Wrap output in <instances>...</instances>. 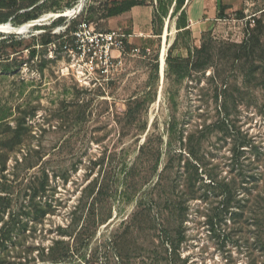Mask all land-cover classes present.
<instances>
[{
    "label": "rangeland",
    "instance_id": "1",
    "mask_svg": "<svg viewBox=\"0 0 264 264\" xmlns=\"http://www.w3.org/2000/svg\"><path fill=\"white\" fill-rule=\"evenodd\" d=\"M32 1L0 0V23L79 2ZM195 1L84 0L0 34V264H264L255 211L231 223L264 194V0H214L202 30ZM80 22L149 52L83 86L45 45Z\"/></svg>",
    "mask_w": 264,
    "mask_h": 264
},
{
    "label": "built area",
    "instance_id": "2",
    "mask_svg": "<svg viewBox=\"0 0 264 264\" xmlns=\"http://www.w3.org/2000/svg\"><path fill=\"white\" fill-rule=\"evenodd\" d=\"M134 37L140 35L98 30L94 25L80 22L68 34L52 39L46 47L51 56L61 51L69 59L65 71L71 72L79 84L101 86L111 79L114 71L122 68L125 56L149 52L148 48L134 46L131 41Z\"/></svg>",
    "mask_w": 264,
    "mask_h": 264
},
{
    "label": "trees",
    "instance_id": "3",
    "mask_svg": "<svg viewBox=\"0 0 264 264\" xmlns=\"http://www.w3.org/2000/svg\"><path fill=\"white\" fill-rule=\"evenodd\" d=\"M37 2V0H33L32 3H30V7H33V5ZM44 2H42L41 4L33 7L30 11H27L25 12V14H23V21L22 23H26L30 20H35L37 19L36 17L37 16H33L31 15L33 13V11H35L36 9H38V7H40ZM222 9H224V5H221V8H220V11H219V15L222 14ZM10 16V14H7L4 19L1 21V22H6L7 18ZM63 18L65 17H58L56 18V20H62ZM75 28V27H74ZM53 37H48V39L46 40V43L45 45H47L51 40H52ZM221 107L223 108V110H225V107H224V104L221 105ZM140 151L142 153L143 151V148L141 147L140 148ZM264 162V161H263ZM264 169V168H263ZM250 178V186L249 189H247V192H251V190L253 188H255V176L254 177H248ZM254 179V180H253ZM253 180V181H251ZM258 180V182L260 181L261 183V187L264 188V173H258V178L256 179ZM244 183V182H242ZM258 186V185H257ZM239 188L238 185H233V188L232 189H227V191H225L223 194H224V197L228 199H231L232 198V193L235 192V190ZM256 190V189H255ZM222 194V195H223ZM261 194H263V192H260V191H257L256 194H255V200L253 199V201L255 202V207L253 208V204H251V206L249 207L248 209V206L244 204V206H241L242 208H238V212H232L231 213V216H232V225H241V219L244 217V213L245 212H249L250 214H252L254 211H255V225L256 227L255 228H260L264 230V196H260ZM248 195H250V193H248ZM264 195V194H263ZM226 200V203L228 202ZM250 200L246 201L247 204L249 203ZM225 206V204H222ZM223 206V208H224ZM249 210V211H248ZM251 210V211H250ZM240 212V213H239ZM257 218H260V221L257 219ZM262 226H261V224ZM263 227V228H262ZM258 239V238H257ZM40 259L43 261V262H46V264H63L62 260L64 259V255L63 253H61L60 249H50L49 252L47 254H41L40 256Z\"/></svg>",
    "mask_w": 264,
    "mask_h": 264
},
{
    "label": "bare ground",
    "instance_id": "4",
    "mask_svg": "<svg viewBox=\"0 0 264 264\" xmlns=\"http://www.w3.org/2000/svg\"><path fill=\"white\" fill-rule=\"evenodd\" d=\"M84 0H79V2L76 4L74 8L66 9L60 13H50L43 15L35 20H30L26 23H23L19 26H12L9 22L0 23V34H18L25 32L31 27L34 26H40L44 22H46L48 19H56L58 17H69V16H75L82 8V3ZM173 34V33H171ZM142 36V35H140Z\"/></svg>",
    "mask_w": 264,
    "mask_h": 264
},
{
    "label": "crops",
    "instance_id": "5",
    "mask_svg": "<svg viewBox=\"0 0 264 264\" xmlns=\"http://www.w3.org/2000/svg\"><path fill=\"white\" fill-rule=\"evenodd\" d=\"M214 0H198L194 3H191L189 7L187 8V17L189 22V27H193L195 25H198L199 30H202L203 26H207L210 19L203 20V16L205 14L211 16L215 11V9H212V7H215L213 4ZM199 18V20H197ZM134 35H142L139 33H134ZM140 38V37H136ZM135 39L132 38L131 41ZM132 44L136 46L133 42Z\"/></svg>",
    "mask_w": 264,
    "mask_h": 264
}]
</instances>
